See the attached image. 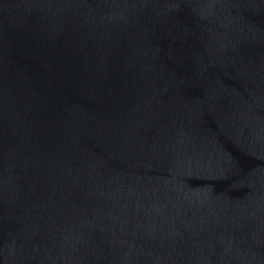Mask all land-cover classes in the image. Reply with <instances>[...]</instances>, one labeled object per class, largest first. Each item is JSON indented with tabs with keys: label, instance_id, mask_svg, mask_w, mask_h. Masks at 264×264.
I'll return each mask as SVG.
<instances>
[{
	"label": "water",
	"instance_id": "1",
	"mask_svg": "<svg viewBox=\"0 0 264 264\" xmlns=\"http://www.w3.org/2000/svg\"><path fill=\"white\" fill-rule=\"evenodd\" d=\"M0 264H264V120L195 0H0Z\"/></svg>",
	"mask_w": 264,
	"mask_h": 264
}]
</instances>
